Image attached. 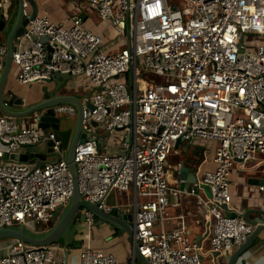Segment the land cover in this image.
I'll list each match as a JSON object with an SVG mask.
<instances>
[{"label": "built area", "instance_id": "2783aa9c", "mask_svg": "<svg viewBox=\"0 0 264 264\" xmlns=\"http://www.w3.org/2000/svg\"><path fill=\"white\" fill-rule=\"evenodd\" d=\"M79 1L94 7L125 45L107 51L102 36L85 28L78 15L69 24L36 15L16 38L12 63L22 85L57 71L87 79L91 93L82 101L87 139L74 154L80 196L106 213L114 206L132 211L139 251L150 264H202V239L190 237L184 215L168 228L166 207L182 194L212 218L203 237L210 252L233 249L253 226L221 208L231 200L230 170L264 153V42L257 39L264 36V0ZM5 52L0 42V73ZM53 109L76 116L71 104ZM33 122L0 112V228L23 224L46 230L73 192L63 159L42 166L4 159L48 141L60 152L54 132ZM197 137L218 142L215 168L192 185H169L168 160L177 141ZM112 189L131 190V198L109 204ZM82 212L91 223L94 215ZM57 249L12 240L0 264H53ZM133 262L134 252L123 263L87 244L77 264Z\"/></svg>", "mask_w": 264, "mask_h": 264}, {"label": "water", "instance_id": "95a60500", "mask_svg": "<svg viewBox=\"0 0 264 264\" xmlns=\"http://www.w3.org/2000/svg\"><path fill=\"white\" fill-rule=\"evenodd\" d=\"M36 15H38V7L35 0H0V32L8 29L5 42L6 52L3 58V68L0 73V112L12 116L21 122L36 118L35 124L37 127L45 131L51 130L54 132L55 138L60 141V150H64L65 156L62 158L60 152H53L51 149L53 142L48 141L39 145L25 146L28 148L25 152L4 154V159L30 162L34 166H42L46 162L63 159L67 163L72 175L73 192L67 205L62 210L55 211V221L48 229L36 231L34 225L26 226L23 224L2 227L0 228V240H20L30 245L57 244L59 248H63L64 250L63 264H67V257L72 246L80 243L74 239V224L77 221L85 220L82 212L85 209L91 212L94 217L107 221L117 229L126 232L133 239V264H150L139 251L132 220V211H125L114 206L106 213L99 208L97 203L84 200L80 196L74 154L77 145L86 141L87 134L82 131V102L79 97L73 94L62 93L63 86L71 75L59 71L54 72L53 77L42 80L38 90H33L34 88L27 90L26 94H38V98L34 102L25 103L23 97L14 93L13 97L9 99L5 97V85L13 68L12 52L16 48L15 40L23 34L29 20ZM125 31L129 37L128 26ZM32 39L44 43L48 40V37L33 36ZM51 83H53L52 88L49 87ZM59 104H71L76 108L73 127L64 128L61 126L60 116L53 109L54 106ZM86 105L91 107L89 102ZM179 141H177L176 146ZM50 158H54V160H50ZM174 170L179 179H186L187 168L183 164L177 165ZM194 182L192 181V183ZM260 182L264 183V178ZM202 187L210 195L208 187L205 185H202ZM221 208L224 209L226 215L229 217L242 216L253 226V230L231 252L225 254L214 252L213 255L218 257L222 254L220 258L221 264H259L258 262L249 263L247 252L258 240H262L260 234L264 232V209H253L252 211H245L242 214H238L236 211L229 209L227 204H222ZM249 213H256L257 216L250 217Z\"/></svg>", "mask_w": 264, "mask_h": 264}, {"label": "crops", "instance_id": "0c3cea01", "mask_svg": "<svg viewBox=\"0 0 264 264\" xmlns=\"http://www.w3.org/2000/svg\"><path fill=\"white\" fill-rule=\"evenodd\" d=\"M38 7V15H47L54 23L69 24L74 15L82 18V25L99 33L103 38L104 48L107 51H115L125 45L119 41V35L115 28L109 25L108 21L100 19L94 7L88 3L79 0H35ZM8 29L0 32V42H6V34ZM40 82L30 85L19 84L15 78V68L13 67L5 85V97L9 99L13 97V93L24 98L25 103L36 101L38 94H26L27 90H38L41 86ZM53 87V83L49 85ZM64 93L73 94L79 97L80 101H84L91 93V87L87 79L83 76H71L63 86ZM66 126L64 128H68ZM175 150L169 155L171 168L168 171V178H172L175 167L183 164L187 168L186 179H179L180 186L192 185V181L201 178L206 170L215 168L212 160L214 151L218 146V142L212 139L193 138L179 139ZM41 146V145H40ZM23 151H26L24 149ZM62 158L65 152L60 153ZM54 160V158H50ZM264 153H257L255 160L250 164L235 163L229 174V192L231 200L228 204L229 209L242 214L245 211L253 209H264ZM176 182V183H177ZM169 215L168 228H172L177 223V216L184 215L186 228L191 238L202 239V264H219L221 255L215 257L210 252L208 238L204 237L207 233L209 222L212 218L208 216L207 211L198 206L192 196L180 195L173 198L166 207ZM250 217L257 216L256 213H249ZM199 222H196V220ZM55 221V220H54ZM256 244L247 252L249 263H264V232H261ZM74 239L80 243L72 246L68 257L67 264H77L79 260V250L85 245H90L93 249L112 254L117 260L123 263H130L133 253L134 241L128 234L117 229L107 221L94 217L91 223L86 220H80L74 224ZM12 240H0V256L5 252L7 245ZM63 248H59L55 252L53 264H63ZM221 264V263H220Z\"/></svg>", "mask_w": 264, "mask_h": 264}, {"label": "rangeland", "instance_id": "374dc122", "mask_svg": "<svg viewBox=\"0 0 264 264\" xmlns=\"http://www.w3.org/2000/svg\"><path fill=\"white\" fill-rule=\"evenodd\" d=\"M257 39L260 42H264V36L263 37H257ZM149 77L154 78V79L157 78L154 75H151ZM63 92H64V90L62 89V93ZM60 122H61L62 127H66V126L73 127L74 122H75V116H71L68 114H60ZM31 123H34L33 119L30 120V124ZM61 152L63 153L64 150H60V153ZM169 163H170V161H169ZM171 172L173 173V176H172V178H168V184L171 186H174V187L179 186V184L177 182L178 178H177L176 171L171 170ZM130 198H131V190L128 192H120L116 189H112L110 191V193L108 194L106 200L109 204H118V203H124V202L128 201V199H130ZM36 231H41V230L39 228H37Z\"/></svg>", "mask_w": 264, "mask_h": 264}]
</instances>
